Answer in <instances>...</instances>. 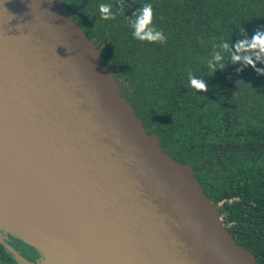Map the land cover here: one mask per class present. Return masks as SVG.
Listing matches in <instances>:
<instances>
[{
	"label": "water",
	"instance_id": "water-1",
	"mask_svg": "<svg viewBox=\"0 0 264 264\" xmlns=\"http://www.w3.org/2000/svg\"><path fill=\"white\" fill-rule=\"evenodd\" d=\"M0 173L43 211L0 227L48 264H259L60 0H0Z\"/></svg>",
	"mask_w": 264,
	"mask_h": 264
},
{
	"label": "trees",
	"instance_id": "trees-1",
	"mask_svg": "<svg viewBox=\"0 0 264 264\" xmlns=\"http://www.w3.org/2000/svg\"><path fill=\"white\" fill-rule=\"evenodd\" d=\"M99 48L123 97L178 163L188 164L237 243L264 264V53L234 45L264 32V0H60ZM115 18L101 19L99 5ZM153 7L164 42L133 37L132 16ZM122 6V9L120 8ZM228 43V49L220 47ZM224 59L215 72L208 62ZM202 79L206 90L190 85Z\"/></svg>",
	"mask_w": 264,
	"mask_h": 264
},
{
	"label": "clouds",
	"instance_id": "clouds-1",
	"mask_svg": "<svg viewBox=\"0 0 264 264\" xmlns=\"http://www.w3.org/2000/svg\"><path fill=\"white\" fill-rule=\"evenodd\" d=\"M122 9V6L120 5ZM99 12L101 19L111 20L115 18V13L112 11V6L108 4L99 5ZM134 19L131 20V28L133 29L132 35L134 38L140 41L147 42H164L166 37L161 30H158L152 25L153 20V7L151 4H145L139 8L133 15ZM223 49H228V43H222L220 45ZM237 52L242 50H255L259 51L256 53V60L260 59V54L264 53V32H256L249 42L248 40H241L234 45ZM224 59L219 53L215 55L214 60L217 63L208 62V68L215 72L217 67L223 68L224 64L221 62ZM243 59L244 64L251 65V67L260 75H264V68H256L255 61L250 56H238L231 55V62L235 63ZM189 82L192 87L198 91L206 90V85L202 79L196 78L195 76L189 75Z\"/></svg>",
	"mask_w": 264,
	"mask_h": 264
},
{
	"label": "bare ground",
	"instance_id": "bare-ground-1",
	"mask_svg": "<svg viewBox=\"0 0 264 264\" xmlns=\"http://www.w3.org/2000/svg\"><path fill=\"white\" fill-rule=\"evenodd\" d=\"M43 211L34 204L33 199L17 184L0 173V215L14 218L20 226L22 224H40L39 217ZM2 225L11 228V222L2 221ZM32 226V227H33Z\"/></svg>",
	"mask_w": 264,
	"mask_h": 264
},
{
	"label": "flooded vegetation",
	"instance_id": "flooded-vegetation-1",
	"mask_svg": "<svg viewBox=\"0 0 264 264\" xmlns=\"http://www.w3.org/2000/svg\"><path fill=\"white\" fill-rule=\"evenodd\" d=\"M0 264H48V260L40 248L0 230Z\"/></svg>",
	"mask_w": 264,
	"mask_h": 264
},
{
	"label": "rangeland",
	"instance_id": "rangeland-1",
	"mask_svg": "<svg viewBox=\"0 0 264 264\" xmlns=\"http://www.w3.org/2000/svg\"><path fill=\"white\" fill-rule=\"evenodd\" d=\"M0 230L2 231H4V232H8V230L7 229H4V228H2V227H0Z\"/></svg>",
	"mask_w": 264,
	"mask_h": 264
}]
</instances>
